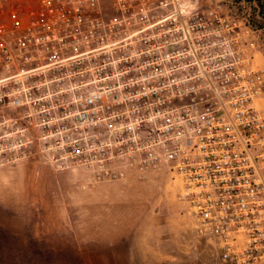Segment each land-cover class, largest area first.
<instances>
[{
	"label": "built area",
	"instance_id": "obj_1",
	"mask_svg": "<svg viewBox=\"0 0 264 264\" xmlns=\"http://www.w3.org/2000/svg\"><path fill=\"white\" fill-rule=\"evenodd\" d=\"M197 0H0V169L157 173L222 264H264V60Z\"/></svg>",
	"mask_w": 264,
	"mask_h": 264
},
{
	"label": "rangeland",
	"instance_id": "obj_2",
	"mask_svg": "<svg viewBox=\"0 0 264 264\" xmlns=\"http://www.w3.org/2000/svg\"><path fill=\"white\" fill-rule=\"evenodd\" d=\"M197 1L247 23L249 53L264 60V27L248 21L258 19L253 6ZM160 179L143 189H128V177L82 189V170H55L36 159L1 168L0 264H222L190 235L175 182Z\"/></svg>",
	"mask_w": 264,
	"mask_h": 264
},
{
	"label": "trees",
	"instance_id": "obj_3",
	"mask_svg": "<svg viewBox=\"0 0 264 264\" xmlns=\"http://www.w3.org/2000/svg\"><path fill=\"white\" fill-rule=\"evenodd\" d=\"M247 5L253 6L252 8L256 12V21L249 18V24L257 29H262L264 27V0H243Z\"/></svg>",
	"mask_w": 264,
	"mask_h": 264
},
{
	"label": "crops",
	"instance_id": "obj_4",
	"mask_svg": "<svg viewBox=\"0 0 264 264\" xmlns=\"http://www.w3.org/2000/svg\"><path fill=\"white\" fill-rule=\"evenodd\" d=\"M163 175L159 172V173H157L156 175H154V178H156L157 177V179L156 180H150V179H148V180H146V181H137V180H135V178H133V176H131V175H129L128 176V183L126 182L125 183V185H128V189H130V188H137V187H140L141 189H143V188H146L149 184L151 185V184H161V182L163 181V180H161L160 178L162 177ZM159 178V179H158ZM144 192H142V194H143ZM135 194V193H134ZM142 196H144V195H142ZM188 231L190 232V235L192 236V230H191V227L189 226V228H188ZM129 251H131V250H129ZM131 253V252H130ZM130 255H132V254H130Z\"/></svg>",
	"mask_w": 264,
	"mask_h": 264
}]
</instances>
